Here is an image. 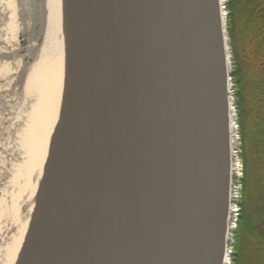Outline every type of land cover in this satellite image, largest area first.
I'll list each match as a JSON object with an SVG mask.
<instances>
[{
	"label": "water",
	"instance_id": "95a60500",
	"mask_svg": "<svg viewBox=\"0 0 264 264\" xmlns=\"http://www.w3.org/2000/svg\"><path fill=\"white\" fill-rule=\"evenodd\" d=\"M73 20L65 124L25 263L224 264L232 55L220 0H76Z\"/></svg>",
	"mask_w": 264,
	"mask_h": 264
},
{
	"label": "rangeland",
	"instance_id": "374dc122",
	"mask_svg": "<svg viewBox=\"0 0 264 264\" xmlns=\"http://www.w3.org/2000/svg\"><path fill=\"white\" fill-rule=\"evenodd\" d=\"M37 3L38 0H21V19L27 26V30L23 36L19 35L18 41L14 44V48L17 49L14 57L4 59V61L10 63L9 72L4 69L0 73V264H9V254L16 247L19 239L20 247L17 248L12 264H26L25 259L31 250L33 237L30 236L31 240L25 242V245L27 242L28 244L22 246L25 240L24 228L31 223L37 224L40 219L41 206L52 175L54 155L53 158H49L47 164L46 161L44 162L47 165L45 169V165H41L39 161L32 166L27 176L28 181L22 185L23 187L16 183L18 175L23 174L25 171L33 147L36 145L33 144L32 136L40 128L38 126L40 125V115L38 113L41 110L40 88L39 90L33 88L31 91L25 88L29 70L39 61L40 53L28 61L24 60V57L28 54L25 52L27 46L34 41L38 45L43 44V41L41 43L38 37L40 31L35 27ZM224 14L227 25V0ZM24 62L27 66L23 71L21 63ZM231 95L232 101H234L233 82ZM234 110L236 112L235 107ZM55 137L51 140V152L57 148L59 137ZM238 146L239 133L237 125V138L236 144L233 146L232 157L241 166V176L235 177L233 174L231 189L234 199L237 201L242 189L241 179L243 176V166L239 158ZM238 215L239 213L237 214V210H235L231 215L230 222L236 224ZM236 227L237 225L235 229ZM234 230L230 235V250Z\"/></svg>",
	"mask_w": 264,
	"mask_h": 264
},
{
	"label": "trees",
	"instance_id": "16d2710c",
	"mask_svg": "<svg viewBox=\"0 0 264 264\" xmlns=\"http://www.w3.org/2000/svg\"><path fill=\"white\" fill-rule=\"evenodd\" d=\"M239 158L231 264H264V0H227Z\"/></svg>",
	"mask_w": 264,
	"mask_h": 264
},
{
	"label": "bare ground",
	"instance_id": "6f19581e",
	"mask_svg": "<svg viewBox=\"0 0 264 264\" xmlns=\"http://www.w3.org/2000/svg\"><path fill=\"white\" fill-rule=\"evenodd\" d=\"M75 3L76 0H38V5L36 4L35 27H39L40 33L38 32V37L41 35L43 44L38 45L34 41L31 45L25 46L27 48L25 52L28 54H26L24 60L28 61L40 53L39 61L29 70L25 85V88L29 89V91L33 90V88H38V90L40 88L41 110L38 113L40 115V125H38L40 128L32 136L33 144L35 143L36 145L33 147V152L25 166V171L23 174L18 175L16 179V183L19 186L27 183V176L32 166L38 161L39 163L41 162V165H45V161L47 164L49 158H53L56 149L51 152V140L54 136L57 138L61 135L65 124L64 116L70 81V63L72 59V51L70 50L72 49ZM220 3L223 15H225L226 0H220ZM21 7V0H0V61H3L2 63L0 62V73L4 69L6 71L9 70L10 63L6 60L4 61V59L14 57L15 52H17L14 44L18 41L19 35L23 36L27 30V26L21 19ZM21 66L24 71L27 66L26 62L21 63ZM228 90L231 91V84L228 85ZM229 114L230 142L233 149L237 138V123L232 99H230ZM46 166H44V169ZM233 174L235 177L241 176V166L232 157V176ZM41 207L42 210L43 204ZM37 224L39 225V220ZM37 224L31 223L24 228L25 240L22 246H26L31 240L30 236L33 237L32 232ZM234 229L235 224L229 220L228 241H230V235ZM26 241L28 242L25 245ZM19 247L20 239L9 254V264H12ZM31 252H33L32 249ZM54 264H57V262ZM224 264H231L230 249L227 250Z\"/></svg>",
	"mask_w": 264,
	"mask_h": 264
},
{
	"label": "built area",
	"instance_id": "2783aa9c",
	"mask_svg": "<svg viewBox=\"0 0 264 264\" xmlns=\"http://www.w3.org/2000/svg\"><path fill=\"white\" fill-rule=\"evenodd\" d=\"M235 210H237V214H238L239 213L238 203H237V200L234 199V194L231 192V211L232 213H234Z\"/></svg>",
	"mask_w": 264,
	"mask_h": 264
}]
</instances>
